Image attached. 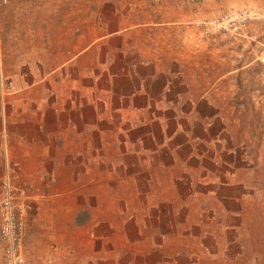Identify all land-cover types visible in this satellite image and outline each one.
I'll use <instances>...</instances> for the list:
<instances>
[{
  "label": "crops",
  "instance_id": "1",
  "mask_svg": "<svg viewBox=\"0 0 264 264\" xmlns=\"http://www.w3.org/2000/svg\"><path fill=\"white\" fill-rule=\"evenodd\" d=\"M183 1L97 0L91 16L90 0H40L34 7L43 20L18 26L42 34L33 46L18 42L26 48L18 66L30 57L33 69L7 73L32 74L34 86L0 83V174L6 165L38 216L57 218L58 263L64 253L73 264L105 255L97 244L106 227L95 225L106 219L91 211L105 191L129 193L119 240L135 247L159 239L155 264L195 257L202 239L215 249L217 233L207 225L218 224L219 179L199 161L218 145V132L209 130L217 119L189 73L195 49L187 51V35L195 25ZM2 47L3 82L5 41Z\"/></svg>",
  "mask_w": 264,
  "mask_h": 264
},
{
  "label": "rangeland",
  "instance_id": "2",
  "mask_svg": "<svg viewBox=\"0 0 264 264\" xmlns=\"http://www.w3.org/2000/svg\"><path fill=\"white\" fill-rule=\"evenodd\" d=\"M39 2H0V75L5 41V81L0 80V83L5 82L6 89L34 86L32 74L18 80L11 79L7 73L19 70L29 73L33 69L30 57L18 66L17 53L26 50L19 47L18 42L30 40L29 45L33 46L34 37L40 38L42 33L19 31L18 26L30 25L32 29L43 20L41 10L34 7V3ZM96 7L97 0H90L91 16ZM180 8L186 11V21L195 25L194 33L187 35L191 45L187 51L195 49L189 73L197 79L198 89L207 93L208 103L216 112L215 126L209 129L212 133L218 132V145L214 144L211 149L212 157H216L203 156L199 164L203 171L218 176L219 209L218 224L207 225L212 228V236L217 233L215 249L202 239L201 244L195 242V257L189 253L185 254V259L176 261L169 257L170 262L164 264H264V0H184ZM233 155L235 159H231ZM11 178L18 186L12 175ZM99 195L101 206L91 211L106 219L107 224L95 225L106 227V238L97 244L105 250V255L90 260L89 264L161 261L160 249L153 244L159 239L138 240L135 247L119 240L121 225L117 222L120 212L129 211L124 205L129 193L105 191ZM24 203L26 232L19 244L20 264H73L74 255L64 253L58 263L52 252L51 241L56 236L53 222L57 218L51 217L49 211L38 216L33 196L28 198L27 195ZM186 242L192 241L187 239ZM200 245L206 250H201ZM201 251L206 259L197 257ZM0 264H5L1 241Z\"/></svg>",
  "mask_w": 264,
  "mask_h": 264
},
{
  "label": "built area",
  "instance_id": "3",
  "mask_svg": "<svg viewBox=\"0 0 264 264\" xmlns=\"http://www.w3.org/2000/svg\"><path fill=\"white\" fill-rule=\"evenodd\" d=\"M5 0H0V2ZM26 185H15L8 167L0 174V241L5 264H20L19 244L24 235L27 198Z\"/></svg>",
  "mask_w": 264,
  "mask_h": 264
},
{
  "label": "trees",
  "instance_id": "4",
  "mask_svg": "<svg viewBox=\"0 0 264 264\" xmlns=\"http://www.w3.org/2000/svg\"><path fill=\"white\" fill-rule=\"evenodd\" d=\"M233 149H234V146H233L232 150H233ZM231 157L234 158V159L236 158L235 155H233V156H231ZM236 212H237V211H236Z\"/></svg>",
  "mask_w": 264,
  "mask_h": 264
}]
</instances>
